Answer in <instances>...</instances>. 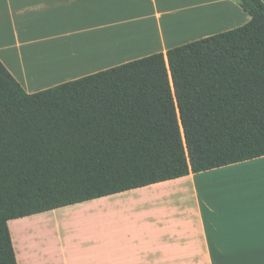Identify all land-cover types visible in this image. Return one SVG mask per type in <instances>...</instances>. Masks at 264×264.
<instances>
[{"label":"trees","instance_id":"obj_1","mask_svg":"<svg viewBox=\"0 0 264 264\" xmlns=\"http://www.w3.org/2000/svg\"><path fill=\"white\" fill-rule=\"evenodd\" d=\"M238 28L29 94L0 60L9 221L264 157V2Z\"/></svg>","mask_w":264,"mask_h":264},{"label":"crops","instance_id":"obj_2","mask_svg":"<svg viewBox=\"0 0 264 264\" xmlns=\"http://www.w3.org/2000/svg\"><path fill=\"white\" fill-rule=\"evenodd\" d=\"M239 1L0 0V60L34 94L241 27ZM9 229L18 264H264V157Z\"/></svg>","mask_w":264,"mask_h":264},{"label":"rangeland","instance_id":"obj_3","mask_svg":"<svg viewBox=\"0 0 264 264\" xmlns=\"http://www.w3.org/2000/svg\"><path fill=\"white\" fill-rule=\"evenodd\" d=\"M169 191H171V192H176V191H178V188H176V187H172V189H170Z\"/></svg>","mask_w":264,"mask_h":264},{"label":"bare ground","instance_id":"obj_4","mask_svg":"<svg viewBox=\"0 0 264 264\" xmlns=\"http://www.w3.org/2000/svg\"><path fill=\"white\" fill-rule=\"evenodd\" d=\"M194 20H195V19H194ZM189 21H190V20H189ZM184 22H185V21H184ZM178 23H180V22H178ZM190 23H191V22H190ZM192 23H194V21H193ZM181 25H182V24H181ZM184 25H185V24H183V26H184ZM187 25H190V24L187 23ZM186 28H187V27H186Z\"/></svg>","mask_w":264,"mask_h":264}]
</instances>
